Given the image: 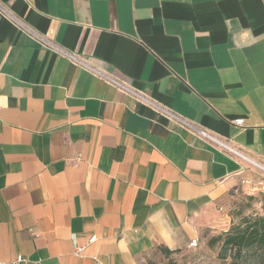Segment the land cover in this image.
I'll return each instance as SVG.
<instances>
[{
  "label": "crops",
  "instance_id": "0c3cea01",
  "mask_svg": "<svg viewBox=\"0 0 264 264\" xmlns=\"http://www.w3.org/2000/svg\"><path fill=\"white\" fill-rule=\"evenodd\" d=\"M255 162L264 165V0H0L3 261L148 264L161 249L190 250Z\"/></svg>",
  "mask_w": 264,
  "mask_h": 264
},
{
  "label": "rangeland",
  "instance_id": "374dc122",
  "mask_svg": "<svg viewBox=\"0 0 264 264\" xmlns=\"http://www.w3.org/2000/svg\"><path fill=\"white\" fill-rule=\"evenodd\" d=\"M259 164L260 163H256ZM248 163L244 177H241L230 196L219 205L218 216L199 233V246L166 259L156 256L148 264H225L230 259L221 260V243L211 246L214 240L227 233L233 225H238L243 217H256L262 214L264 197V165ZM260 167V168H259ZM246 264H254V256Z\"/></svg>",
  "mask_w": 264,
  "mask_h": 264
},
{
  "label": "built area",
  "instance_id": "2783aa9c",
  "mask_svg": "<svg viewBox=\"0 0 264 264\" xmlns=\"http://www.w3.org/2000/svg\"><path fill=\"white\" fill-rule=\"evenodd\" d=\"M19 27L25 31V33H28L32 38H34L37 42H39L42 47L45 49H48L50 51H54L58 55L64 57L67 59L73 66L82 69L84 71H87L91 74H93L96 77H99L100 79H103L105 82L109 83L110 85L114 86L119 91L133 97L136 101L141 102L152 109H154L160 116L165 117L166 119L172 121L173 123L179 125L181 128L186 129L199 139H202L206 142H208L210 145L221 148L223 150L229 151L230 148L228 145L222 141L217 136L213 135L212 133L197 127L193 123H190L189 121L181 118L177 114L173 113L172 111L166 109L165 107L159 105L156 101L150 99L146 95H144L141 92H138L134 90L130 85L127 83H124L116 78H114L111 74L101 71L95 66H93L90 62L85 60L84 58L80 57L79 55L66 51L59 47L58 45L54 44L50 40L44 38L43 36L37 34L36 32L28 29L21 23H18ZM94 239H92L93 241ZM199 246V240L193 239L189 243V249L194 250L197 249ZM0 264H27L26 261L22 258H18L17 260L13 262H5L1 259L0 255Z\"/></svg>",
  "mask_w": 264,
  "mask_h": 264
},
{
  "label": "trees",
  "instance_id": "16d2710c",
  "mask_svg": "<svg viewBox=\"0 0 264 264\" xmlns=\"http://www.w3.org/2000/svg\"><path fill=\"white\" fill-rule=\"evenodd\" d=\"M221 243L219 258L230 259L225 264H246L247 259L254 256V264H264V197L262 214L256 217H243L238 225L214 240L211 246ZM164 258L171 259L177 254L161 249Z\"/></svg>",
  "mask_w": 264,
  "mask_h": 264
},
{
  "label": "bare ground",
  "instance_id": "6f19581e",
  "mask_svg": "<svg viewBox=\"0 0 264 264\" xmlns=\"http://www.w3.org/2000/svg\"><path fill=\"white\" fill-rule=\"evenodd\" d=\"M255 166H257L256 164H254ZM260 168V167H259ZM264 170V169H263Z\"/></svg>",
  "mask_w": 264,
  "mask_h": 264
}]
</instances>
